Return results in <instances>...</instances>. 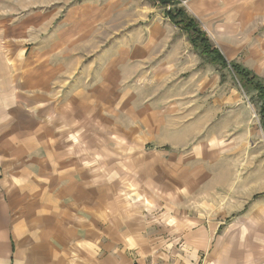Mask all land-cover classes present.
<instances>
[{"label": "crops", "instance_id": "0c3cea01", "mask_svg": "<svg viewBox=\"0 0 264 264\" xmlns=\"http://www.w3.org/2000/svg\"><path fill=\"white\" fill-rule=\"evenodd\" d=\"M61 9L55 12L64 16ZM208 9L235 39L229 56L216 45L227 60L264 80V0H212ZM114 11L118 19V9L104 7L64 12L54 36L39 33L27 71L4 94L0 264H198L212 236L190 232L180 216L174 233L180 246L152 241L157 231L135 212L139 203L117 194L119 174L139 172L141 156L109 144L125 141V126L139 125L151 108L142 99L145 86L156 92L162 82L188 72L186 79L203 80L204 70L188 34L173 22L156 20L128 32L121 23L116 38L103 42ZM36 13L39 27L52 20L46 8ZM200 151L206 154L198 146Z\"/></svg>", "mask_w": 264, "mask_h": 264}, {"label": "rangeland", "instance_id": "374dc122", "mask_svg": "<svg viewBox=\"0 0 264 264\" xmlns=\"http://www.w3.org/2000/svg\"><path fill=\"white\" fill-rule=\"evenodd\" d=\"M175 1L198 20L227 56L234 52L230 30L210 14L212 0ZM80 7L119 10L118 19L114 11L109 28L102 30L105 43L116 38L121 23L128 32L156 20L171 22L165 12L170 7L158 0H0V103L27 71L28 57L36 53L41 40L37 41L39 33L54 36L64 12ZM38 8H46L52 18L41 27L36 25ZM60 9L64 16L55 12ZM239 33L243 37L244 31ZM237 49L242 58L243 48ZM194 51L201 60L197 67L204 70L203 80L200 75L186 79L188 72L184 78L162 82L156 92L145 86L142 99L151 108L140 116L139 125L125 126V141L109 144L111 149L118 145L141 156L139 172L119 174L117 194L126 202L139 203L135 212L140 210L145 218L142 222L157 231L158 238L152 241L180 246L174 234L180 229V216L186 217L183 222L190 232L203 229L212 234L202 245L205 250L198 264H264L261 101L255 90L242 88L231 69L210 62L196 48ZM151 68L149 75H154ZM150 81L147 77L146 82ZM198 146L206 154H196Z\"/></svg>", "mask_w": 264, "mask_h": 264}, {"label": "trees", "instance_id": "16d2710c", "mask_svg": "<svg viewBox=\"0 0 264 264\" xmlns=\"http://www.w3.org/2000/svg\"><path fill=\"white\" fill-rule=\"evenodd\" d=\"M166 9V15L171 22L182 28L194 45L200 50V54L210 62L220 64L223 68L233 71L234 77L242 88L247 91L255 90L261 101L260 113L262 115V126L264 127V80L250 69L236 62H229L222 51L217 47L206 32L202 29L198 20L189 15L187 11L178 6L175 0H158ZM256 194L254 197L258 196Z\"/></svg>", "mask_w": 264, "mask_h": 264}]
</instances>
